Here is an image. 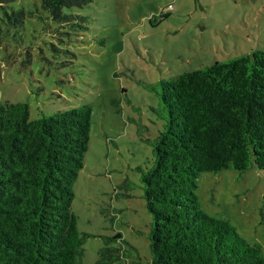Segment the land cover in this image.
I'll use <instances>...</instances> for the list:
<instances>
[{"label": "rangeland", "instance_id": "374dc122", "mask_svg": "<svg viewBox=\"0 0 264 264\" xmlns=\"http://www.w3.org/2000/svg\"><path fill=\"white\" fill-rule=\"evenodd\" d=\"M15 3L27 11L29 39L0 33V99L27 101L31 118L83 101L92 107L72 203L89 234L83 261L97 264L104 235L121 232L131 253L114 264H153L137 169L152 164L146 138L163 123L151 85L264 47V0H92L66 8L87 15L78 25L53 21L40 0ZM196 192L206 212L264 251V169L202 171Z\"/></svg>", "mask_w": 264, "mask_h": 264}, {"label": "trees", "instance_id": "16d2710c", "mask_svg": "<svg viewBox=\"0 0 264 264\" xmlns=\"http://www.w3.org/2000/svg\"><path fill=\"white\" fill-rule=\"evenodd\" d=\"M16 1L0 0V33L27 44V11ZM91 1L40 3L53 21L78 25L87 15L66 8ZM158 85L151 87L163 123L146 138L154 159L137 166L152 217V263L264 264L261 244L206 212L196 192L202 171L264 169V47L163 77ZM91 121L86 101L31 118L27 101L0 99V264H87L89 234L79 229L72 203ZM103 239L97 264L130 255L121 232Z\"/></svg>", "mask_w": 264, "mask_h": 264}]
</instances>
